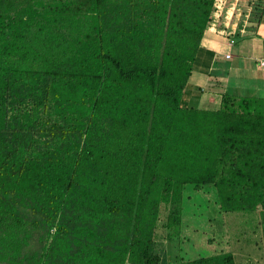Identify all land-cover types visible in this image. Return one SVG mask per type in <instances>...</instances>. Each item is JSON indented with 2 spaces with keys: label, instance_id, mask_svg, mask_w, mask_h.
Returning a JSON list of instances; mask_svg holds the SVG:
<instances>
[{
  "label": "trees",
  "instance_id": "16d2710c",
  "mask_svg": "<svg viewBox=\"0 0 264 264\" xmlns=\"http://www.w3.org/2000/svg\"><path fill=\"white\" fill-rule=\"evenodd\" d=\"M212 12L213 0H0V264H169L171 240L178 264H235L188 255L213 241L206 216L256 211L264 230V96L184 99L201 92L188 79ZM38 18L88 32L56 47Z\"/></svg>",
  "mask_w": 264,
  "mask_h": 264
},
{
  "label": "crops",
  "instance_id": "0c3cea01",
  "mask_svg": "<svg viewBox=\"0 0 264 264\" xmlns=\"http://www.w3.org/2000/svg\"><path fill=\"white\" fill-rule=\"evenodd\" d=\"M250 3V12L242 32L239 31L240 24H232V19H227L228 15L219 18L214 27L208 30L200 43L188 79L190 87H199L201 92L194 100L196 93L186 89L184 99L187 105L196 103L198 108L214 109L217 106V92L228 89H248V94L257 90L264 92V69L256 65L257 59L264 58V0H260L259 4L255 0H245V5L241 6L244 7L243 11ZM258 18L259 21L254 24ZM225 54L229 56L225 57ZM216 86L218 90L213 89Z\"/></svg>",
  "mask_w": 264,
  "mask_h": 264
},
{
  "label": "rangeland",
  "instance_id": "374dc122",
  "mask_svg": "<svg viewBox=\"0 0 264 264\" xmlns=\"http://www.w3.org/2000/svg\"><path fill=\"white\" fill-rule=\"evenodd\" d=\"M227 2H229V0H227ZM240 3L241 5H245V2ZM224 13L225 12H223L222 15H224ZM222 15L221 17H223ZM232 18H234V16ZM222 19L224 20V18ZM37 21L39 25H43L48 30V40H57L56 47H62L68 44L71 46L76 42L82 41L83 34L88 32V29L86 30L85 23L82 24V27H77L80 24L75 22H69V24H60L57 19L52 24L51 22L47 23L42 18H38ZM85 21V18H83L82 22ZM69 25L70 27L68 28L67 26ZM38 30L39 29H37V31ZM38 35L39 36H37L35 40L43 38V36L39 33ZM54 45L55 44H53V46ZM46 47L47 46H45V51H48ZM43 49L44 48H39L40 51ZM64 49L66 50L68 48ZM50 50H54V48ZM213 89L218 90L219 87L216 86ZM247 91L248 89H243L238 93L246 95ZM255 93H257L256 96H264V92L260 90H257ZM165 212L166 209L161 204L159 220L163 219ZM206 217L210 221V224L213 226V228H215V232L210 235L213 241L211 242V245H208L205 241L201 243L200 240L198 242H192L191 245L194 247H192L194 253H188L189 256H205L220 251H228L233 255L235 264H264V230L262 224L258 222L259 216L256 211L226 212L225 214L220 215V217H216L213 214ZM26 229L30 230L31 227L27 226ZM158 229L161 230L162 228L159 226ZM158 229V238L156 240L158 242L162 240V243L164 244L165 240L164 238L160 239V233ZM21 232H23V230ZM199 232L203 234L209 233L203 228L200 229ZM37 236V233L34 231V234L27 240V243L24 245L22 250L27 251V249H34L37 244ZM165 250L168 251V257L171 260L169 264H178L177 261L174 260L175 243L173 240L167 244Z\"/></svg>",
  "mask_w": 264,
  "mask_h": 264
},
{
  "label": "built area",
  "instance_id": "2783aa9c",
  "mask_svg": "<svg viewBox=\"0 0 264 264\" xmlns=\"http://www.w3.org/2000/svg\"><path fill=\"white\" fill-rule=\"evenodd\" d=\"M240 2H245V0H213V12H212V22L210 23L208 29H212L215 25V23L218 21L219 18H221V15L223 12V17L225 18L228 15L227 19H232V24H240L239 31H243V27L245 26L247 22V17L250 12V5L248 4L247 7H245V10L243 11L241 9V6H244V4L241 5ZM223 9V10H222ZM222 10V11H221ZM234 16V18H232ZM231 24V25H232ZM231 33V32H229ZM229 42H232V40H229ZM228 54H225V57H228ZM256 65L259 68L264 69V58H259L256 60Z\"/></svg>",
  "mask_w": 264,
  "mask_h": 264
},
{
  "label": "clouds",
  "instance_id": "9594fccd",
  "mask_svg": "<svg viewBox=\"0 0 264 264\" xmlns=\"http://www.w3.org/2000/svg\"><path fill=\"white\" fill-rule=\"evenodd\" d=\"M208 30H210V29H208Z\"/></svg>",
  "mask_w": 264,
  "mask_h": 264
}]
</instances>
